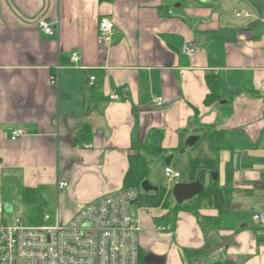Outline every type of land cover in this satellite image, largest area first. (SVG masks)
<instances>
[{
    "label": "crops",
    "instance_id": "crops-1",
    "mask_svg": "<svg viewBox=\"0 0 264 264\" xmlns=\"http://www.w3.org/2000/svg\"><path fill=\"white\" fill-rule=\"evenodd\" d=\"M102 17L115 23L107 45ZM189 43L199 49L193 58L182 52ZM208 75L219 83L210 105ZM17 129L26 133L13 141ZM153 130L164 132L156 158L173 156L166 167L181 174L174 184H218L229 210L220 213L217 194L212 206L194 197L175 209L172 185L168 208L134 203L141 264H264L254 220L264 213V0H0V190L54 192L50 215L67 223L124 190L134 141ZM207 131L224 132L219 154ZM191 136L199 141L188 147ZM183 157L188 169L209 160L208 171L184 180L173 168Z\"/></svg>",
    "mask_w": 264,
    "mask_h": 264
},
{
    "label": "built area",
    "instance_id": "built-area-1",
    "mask_svg": "<svg viewBox=\"0 0 264 264\" xmlns=\"http://www.w3.org/2000/svg\"><path fill=\"white\" fill-rule=\"evenodd\" d=\"M47 35L56 34L53 26L46 20L38 22ZM98 36L101 45L109 44L115 36V23L102 17L98 23ZM182 52L193 58L199 52L193 43L186 44ZM80 56L74 52L71 62L76 65ZM93 85L95 77H90ZM57 78L52 79L55 84ZM118 100L117 95L112 97ZM162 105L163 98L155 100ZM26 132L13 131L11 139L17 140ZM170 182L181 174L170 167L165 168ZM68 187L60 182L58 188ZM134 189L122 190L98 201L86 204L67 223L61 221L59 213L55 217L46 214L38 224H28L22 219L13 225L0 222V264H139L140 224L131 215V208L138 200ZM3 200L0 196V216L3 214ZM256 222L264 227V213L255 214ZM160 228V230H170Z\"/></svg>",
    "mask_w": 264,
    "mask_h": 264
},
{
    "label": "trees",
    "instance_id": "trees-1",
    "mask_svg": "<svg viewBox=\"0 0 264 264\" xmlns=\"http://www.w3.org/2000/svg\"><path fill=\"white\" fill-rule=\"evenodd\" d=\"M104 1V0H100ZM208 85L210 88V94L207 96V99L205 103L207 105H210L214 102V99L216 98V95L218 93L219 83L216 80V77L213 76H207ZM88 128L84 127L81 131V135H89ZM183 135V134H182ZM224 132L222 131H207L203 133L202 138H210L215 143V151L217 154L220 153L225 148L224 145ZM164 138V132L162 130H153L149 133L146 141L144 143L142 142H136L134 141V144L132 146V149L135 151V154L131 155L129 157L130 163H129V169L128 172L124 178L123 182V189L129 190L134 189L138 192V200L135 203H138L139 206H146V207H159L163 206L165 208H168L171 206L173 200L172 196L166 195L167 189L166 188H159V191L157 192H148L145 193L142 188V183L148 179L149 174V163H148V157H159L164 155V150L162 148V142ZM198 144V143H197ZM185 146L182 144V149H184ZM215 163V166L218 164V159L216 158L213 160ZM208 165L209 160H192L190 162L189 171L191 173L192 179H196L198 175H203V171H208ZM214 170V169H213ZM212 171V170H209ZM153 193V194H152ZM37 192L30 189H24L22 190V201L27 206H30V203L34 201V199L37 196ZM217 194V198L219 201V211L221 214H224L225 212H228L229 210V199L228 196L230 192L228 190L221 189L218 184H212L208 187L204 188L203 192L195 197L196 201H200V207L201 206H212L215 203L212 195ZM187 203H183L181 205L176 204L175 209L178 210H187L189 208L186 207ZM191 210L193 209L190 208ZM39 217L37 220H32L27 222L28 224H38L41 222V212L39 210L38 212ZM30 220V217H29ZM262 227V226H260ZM264 228V227H262ZM142 257L141 253L139 256V264H141ZM216 264H234L232 261L227 262H220Z\"/></svg>",
    "mask_w": 264,
    "mask_h": 264
},
{
    "label": "rangeland",
    "instance_id": "rangeland-1",
    "mask_svg": "<svg viewBox=\"0 0 264 264\" xmlns=\"http://www.w3.org/2000/svg\"><path fill=\"white\" fill-rule=\"evenodd\" d=\"M147 160L149 163L148 180L153 185L159 188H167V185H172L173 187L175 185L174 182H170L165 175L166 161H163L156 157H148ZM181 160L182 161L176 160L173 163V168L180 171L183 174V179L186 180L187 176L189 175L188 164L186 162L187 159L186 157H183V159ZM0 195L3 199L4 206L3 214L0 216V222L2 221L4 224L13 225L15 223V220L18 218L22 219L25 223L32 220H37V218L39 217V210L41 212V217H44L46 214H54L52 212L55 203L54 192L42 191L41 193L37 194L36 199H34V201L30 203V206H27L22 202V196L19 187L13 184H8L6 187L4 186L3 188H1ZM6 206H8L9 208L12 207V211L10 212ZM134 214L135 212L132 209V217Z\"/></svg>",
    "mask_w": 264,
    "mask_h": 264
},
{
    "label": "water",
    "instance_id": "water-1",
    "mask_svg": "<svg viewBox=\"0 0 264 264\" xmlns=\"http://www.w3.org/2000/svg\"><path fill=\"white\" fill-rule=\"evenodd\" d=\"M198 141H199L198 136H191L187 139L186 146L192 147ZM172 159H173V156H169L166 159V163L171 164ZM142 188H143L145 193L159 191V188L153 186L148 181V179L142 183ZM203 190H204V186L202 185L200 180H197V181L191 182V183H180V182L176 183L172 188V193H173V196H174L177 204L181 205V204L193 199L194 197L200 195L203 192ZM6 207L8 210H10V208L8 206H6Z\"/></svg>",
    "mask_w": 264,
    "mask_h": 264
}]
</instances>
